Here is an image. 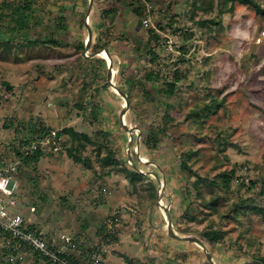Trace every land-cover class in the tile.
Listing matches in <instances>:
<instances>
[{
  "label": "rangeland",
  "instance_id": "rangeland-1",
  "mask_svg": "<svg viewBox=\"0 0 264 264\" xmlns=\"http://www.w3.org/2000/svg\"><path fill=\"white\" fill-rule=\"evenodd\" d=\"M88 1L0 0V16L13 15L20 23L14 31L0 23V39L10 42L8 52L0 48V171L12 172L18 151L36 145L43 153L36 164L13 168V211L79 264L92 252L101 264H209L200 247L169 234L165 209L183 236L199 239L208 228L223 232L207 248L217 264L264 257V219L240 213V222L233 221L229 206L239 197L264 206V17L223 0H196L195 6V0H93L89 18ZM254 1L264 7V0ZM137 7L141 15L133 12ZM95 11L101 34L91 23ZM85 25L92 26L90 46L110 48L113 84L129 89L124 125L131 131L121 123L124 100L108 88L106 60L79 48L87 41ZM45 38L57 43H44ZM31 40L37 44L28 45ZM156 70L160 79L147 81L146 73ZM175 71L180 81L166 97L161 90ZM212 97L223 104L206 120L190 116ZM166 112L173 119L166 136L158 149L147 150L142 125L135 123L158 125ZM64 127L94 141L82 151L92 169L68 157L69 138L55 136ZM218 134L227 143L223 152ZM106 145L145 178L132 184L117 168H103ZM190 149L196 151L192 170L202 177L235 170L231 193L217 214L202 205L211 194L208 187L199 197L179 170ZM153 174L164 187L161 210ZM0 264L48 263L0 230Z\"/></svg>",
  "mask_w": 264,
  "mask_h": 264
},
{
  "label": "trees",
  "instance_id": "trees-1",
  "mask_svg": "<svg viewBox=\"0 0 264 264\" xmlns=\"http://www.w3.org/2000/svg\"><path fill=\"white\" fill-rule=\"evenodd\" d=\"M235 2L250 6L257 14L264 17V7H261L254 0H223L224 5H226L227 3H235ZM5 4L8 5V3H5ZM193 5L194 6L196 5V0L194 1ZM3 6L4 5H2V7ZM29 7L30 6L28 4L23 5V8H25V9H29ZM15 12H13V13H15ZM112 12H113L112 10L105 11V14L106 13H112ZM133 12L136 13L137 15H141L142 10L140 7H137L133 10ZM0 23L5 27L8 26L13 31L15 30V28L17 29L20 27V23L14 18L13 15L9 16L8 19L3 17V16H0ZM91 23H92V26L95 28L96 33L101 34V30H102L101 29L102 28L101 23L98 22V20L94 19L93 17H92ZM198 23H200L201 25L215 24L212 21L207 22L206 20H200V21H198ZM92 26L89 27L90 30H92ZM83 27L85 28V26H83ZM139 30L140 29H138V31ZM148 33L150 35V38H154L156 36L152 32V30H149ZM21 38H25V37H21ZM43 42L44 43H57L55 39H49V38H45ZM29 44L30 45H36L37 42L31 40V41H29L28 45ZM0 48H2L3 51L8 52V50L10 48V42L0 39ZM79 48L81 50H83L84 49V43H80ZM90 48L93 52H96L99 49V48H97L96 43L93 45L91 44ZM102 49H104L108 53L110 52V48L108 45L101 46L100 50H102ZM150 52H152L151 49H150ZM79 56H80V58H83L81 53ZM95 60H98L99 62H104L102 59H99L97 57ZM178 74H180V72L175 71L174 78L171 81H165V88L161 90V92L164 94V96L172 97L175 94L176 89H177V84L180 81V76H178ZM145 79L147 81H157L160 79V72L158 70L149 71L146 73ZM4 84L9 90L11 89L9 84H7V83H4ZM116 87L119 90L123 91L127 95V97L129 98L130 93H129L128 88H124L123 86H120V85L116 86ZM97 93H95L94 95L96 96ZM222 104H223L222 101L218 100L216 97H212L210 99V101L208 102V104L202 105V107L199 109H193L190 112V116H196L198 119H201L204 121L210 116V110L213 107L221 106ZM172 121H173L172 117H170V115L166 112L164 114L160 124H158V125L147 124V123H144L142 121H140L141 123L139 122V124L135 123L136 127L142 125V126H140L142 133H143V136H144L143 141H142V145L147 150L158 149L159 146L161 145L163 138L166 136V131L168 129V126H169V124L172 123ZM62 135L67 136L69 138V141H70V146L67 148V151H66L68 157L71 158L75 163L82 164L84 166V168L89 169V170L92 169V162H91L90 158L89 157H83L82 151H84L86 149L87 145L93 146L95 144L94 141H92L91 138L87 134L77 132L72 127H64L60 132H57L55 134L57 139H59ZM221 137L222 136L218 134L216 136V142H217L218 148H220V151L223 152L227 147V143L225 141H222ZM106 147L108 149V153L106 156L102 157L99 161L103 168H110V169L111 168H117V171L124 172L127 174L128 179L132 184L136 181H142L143 178H145L144 174L135 171L130 166L127 159L126 160L124 159L125 165H123L124 163H122L120 156H118L115 153V151L112 150V148H110L108 145H106ZM16 154L18 156L17 161H19V164L17 167H19V166L23 167V166H27V165H31V164H36L39 161V159L43 156V153L39 147H36V149H34V150H28L26 153H19V151H18V152H16ZM193 154H196V151H192L191 149L182 154V158H180V162H179V170H180V172L184 178L185 183L193 186L194 189L197 191V195L199 197L201 196V193H200L201 188L205 187V186L208 187L211 194L208 197V199L202 200V205L206 209L209 210L208 214H210V215L217 214L218 207L223 202L227 201V198H228L227 196L230 195V193H231V183L235 177V170L234 169L224 170L222 172L215 174L212 178L202 177L201 175L197 174L195 171L192 170V166L190 163H191V159H192ZM105 174L109 175L110 171L105 172ZM193 176H195L194 179H192ZM152 182L155 183V181H152ZM243 185H244V183H243ZM250 186L256 187L257 182L251 181ZM216 188L220 191V193H215ZM186 192H188V190ZM186 196H188L187 193H186ZM229 206H230V210L232 211L231 219L233 221L240 222V218L238 217L240 215V213H245V214L250 213V214L255 215V216H260L261 218L264 219V206L257 204L251 198L239 197L236 200H233ZM169 218H170L173 226L176 227L175 226L176 224L174 223L173 217L170 213H169ZM27 229L34 231V226L27 224ZM0 230H2V229H0ZM3 233L5 235H7L8 237H10L17 244L30 249L26 244H24L23 242H19L17 239L13 238L9 233H7L5 231H3ZM36 233L40 235L39 230H37ZM40 236L44 239V237L42 235H40ZM222 236H223V232H221L220 230H217V229H212V228H208L207 230L203 231L202 233H199V239L204 243V245L208 249H212L213 248L212 246H214L219 240H221ZM47 244L49 245V247L52 250L56 251L48 242H47ZM56 253L61 258H66L69 261L74 262L75 264H79L68 253H65V252L60 253L57 251H56ZM34 254L38 255V253H36V252H34ZM39 257L42 258L46 263L52 264V262L48 258L41 257V256H39ZM254 260L264 263V257L254 258Z\"/></svg>",
  "mask_w": 264,
  "mask_h": 264
},
{
  "label": "built area",
  "instance_id": "built-area-1",
  "mask_svg": "<svg viewBox=\"0 0 264 264\" xmlns=\"http://www.w3.org/2000/svg\"><path fill=\"white\" fill-rule=\"evenodd\" d=\"M149 24L148 18L142 19L143 27L147 28ZM36 147V145L32 146L31 150L36 149ZM9 168L13 167L10 166ZM16 188L17 184L12 179L10 169L0 171V229L9 233L19 242L26 244L39 256L48 258L52 264H75L66 258L59 257L56 251L49 247L45 239L35 231L28 230L23 217L13 211ZM86 264H101V262L97 254L92 252Z\"/></svg>",
  "mask_w": 264,
  "mask_h": 264
},
{
  "label": "water",
  "instance_id": "water-1",
  "mask_svg": "<svg viewBox=\"0 0 264 264\" xmlns=\"http://www.w3.org/2000/svg\"><path fill=\"white\" fill-rule=\"evenodd\" d=\"M88 9H87V15H89V12H90V9H91V5L93 3V0H89L88 1ZM85 30L87 32V41L84 45V49L85 51H89V48H90V42H91V30L90 28L88 27V25H85ZM101 54H103L105 57L103 59L106 60L107 62V65H108V72H109V78H108V88L110 90H112L114 93L118 94L119 96L122 97V99L124 100V106L122 107V111H121V123L123 125V128L126 129L127 131H131V129L127 128L125 125H124V118H125V114H126V111H127V107H128V97L127 95L119 90L114 84H113V78H114V75H115V69L113 68V65H112V61H111V56L110 54L105 51V50H99L95 53H92L90 54L89 56L90 57H101ZM130 145V143H128V146ZM130 161V166L137 172H140L142 174H145L142 170L138 169L132 162L131 160L129 159ZM154 179L157 183V186H158V201H157V205H158V208L159 210H161L162 208V200L165 196V192H164V187H163V184L160 180V178L157 176V175H154ZM163 217L165 219V222L166 224L169 226V234L174 238V239H177V240H181V241H186V242H189V243H192V244H195L197 245L198 247H200L202 249V251H204V253L206 254V258H207V261L210 263V264H217L215 259L213 258L212 254L208 251L207 247L204 245V243L196 238V237H191V236H183L179 233L176 232L170 218H169V214H168V210H163ZM239 264H264L260 261H246V262H243V263H239Z\"/></svg>",
  "mask_w": 264,
  "mask_h": 264
},
{
  "label": "crops",
  "instance_id": "crops-1",
  "mask_svg": "<svg viewBox=\"0 0 264 264\" xmlns=\"http://www.w3.org/2000/svg\"><path fill=\"white\" fill-rule=\"evenodd\" d=\"M87 16H88L89 18H91V14H90V12H89V15H87ZM92 16H93L94 19L98 20V19L100 18V13H99V15H98V17H97V14H96V11H95V12H93V15H92ZM136 30L138 31V28H136ZM18 164H19V161H16L15 165L13 166V168L16 169L17 167H15V166H18ZM13 168H12L11 170H12V172L15 174V171H16V170L13 169ZM12 172H11V173H12ZM13 173H12V176H13ZM13 180H14V179H13ZM14 181H15V180H14ZM15 182H16V181H15Z\"/></svg>",
  "mask_w": 264,
  "mask_h": 264
},
{
  "label": "bare ground",
  "instance_id": "bare-ground-1",
  "mask_svg": "<svg viewBox=\"0 0 264 264\" xmlns=\"http://www.w3.org/2000/svg\"><path fill=\"white\" fill-rule=\"evenodd\" d=\"M88 55H90V54H88ZM101 57L104 58L105 56L103 54H101ZM165 228L167 231H169V226L166 223H165Z\"/></svg>",
  "mask_w": 264,
  "mask_h": 264
}]
</instances>
